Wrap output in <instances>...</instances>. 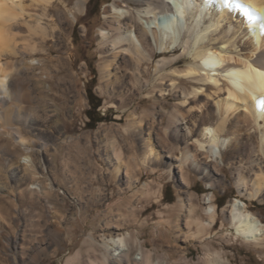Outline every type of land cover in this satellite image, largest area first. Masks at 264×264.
I'll return each instance as SVG.
<instances>
[{
  "label": "bare ground",
  "instance_id": "6f19581e",
  "mask_svg": "<svg viewBox=\"0 0 264 264\" xmlns=\"http://www.w3.org/2000/svg\"><path fill=\"white\" fill-rule=\"evenodd\" d=\"M55 1L29 0L26 5L24 0H0V134L15 138L25 149H32L36 142L26 140L20 131H29L34 123L5 106V101L15 99L28 108L29 94L16 82H9L12 75L2 59L18 53L14 43L18 35L11 34L10 23L28 12V7L41 8L45 16ZM87 2L74 0L69 17L60 14L58 18L76 22ZM102 20L96 33L102 93L116 98L117 107L123 110L138 96L160 105L139 116L132 112L123 128L139 145L140 165L155 171L152 165L157 163L170 173L177 165L189 167L214 188L223 179L204 164L214 157L230 169L240 197L264 201V0H112L104 7ZM35 24L30 28L33 34L44 30ZM29 63L36 64L33 60ZM169 100L173 103L166 109ZM20 117L14 128L13 121ZM148 117L152 121L148 122ZM109 144L106 159L112 174L118 176L123 166L121 152L114 140ZM20 159L23 167L18 172L26 179L35 178L31 158L27 155ZM13 164L8 161L7 170ZM184 187L189 189L190 185ZM30 189L40 203V188L33 185ZM191 202V196L187 201L178 198L179 210H186V220L184 227L175 225L176 237L183 242L196 238L202 242L216 220L215 197L212 191L205 197L206 222L193 218L197 210ZM47 207L51 213L52 206ZM250 208L247 202L235 198L223 213L235 236L264 250V224ZM120 230L119 225H109L99 239L90 234L85 240L87 248L70 256L65 264H168L155 258V253L130 233L121 234ZM70 233L55 226L48 230L53 243ZM23 242L19 233H0V246L5 243L12 253L11 264L37 263L45 248L28 254L27 259L19 258ZM135 252L137 258L133 257ZM205 260L208 264H224L215 256L211 260L207 255ZM202 261L198 259V263ZM169 264L197 263L183 251L180 259Z\"/></svg>",
  "mask_w": 264,
  "mask_h": 264
},
{
  "label": "rangeland",
  "instance_id": "374dc122",
  "mask_svg": "<svg viewBox=\"0 0 264 264\" xmlns=\"http://www.w3.org/2000/svg\"><path fill=\"white\" fill-rule=\"evenodd\" d=\"M28 1L24 0L26 5ZM111 1L88 0L76 22L58 18L60 14L69 17L74 0H56L45 16L41 8L28 7V12L10 23L14 31L11 34L18 35L14 43L20 55H6L2 62L10 69L9 82L24 87L31 104L27 108L25 103L14 99L6 100L5 106L32 119L34 127L20 132L26 140L36 144L32 149H25L15 138L0 134V216L4 220L0 233L21 235L24 242L18 251L19 258L27 259L44 247L45 252L35 264H65L70 256L87 248L85 240L90 234L99 239L102 230L109 225H119L121 234L130 233L164 263L180 259L185 251L186 257L197 264H208L207 255L211 260L215 256L224 264H264V250L235 236L223 213L232 200L241 198L264 224V201L240 197L226 164L214 157L204 162L215 176L223 179L211 188L192 168L177 165L170 173L154 163L155 171H152L137 161L139 145L123 131L127 117L132 112L139 116L142 111L158 109L160 105L138 96L123 110L117 107L116 98H109L100 89L96 33L103 21V9ZM36 22L44 30L33 34L30 28ZM30 47L36 50L31 51ZM31 60L36 64H30ZM88 95L94 103H99L90 115L94 119L106 117L105 121L88 125L86 111L91 108ZM172 103L169 100L164 108L169 109ZM22 118H15L12 126H18ZM147 121H152V117ZM113 140L123 162L118 176L112 174V166L106 159L111 146L109 141ZM27 155L36 169L33 179H26L18 172L23 167L20 158ZM8 161L14 162L9 170ZM184 184L190 185L189 189ZM33 185L40 188V203L30 189ZM211 191L217 206L213 227L202 242H198V238L188 242L177 239L175 225L184 227L186 220V210H179V196L186 201L191 196L197 210L193 218L206 222L205 197ZM47 203L52 206L51 213ZM54 226L71 232L70 236L61 235V239L53 243L48 230ZM7 248L5 243L0 246V264H11L12 253ZM136 253L134 258L138 257ZM198 259L203 261L198 263Z\"/></svg>",
  "mask_w": 264,
  "mask_h": 264
},
{
  "label": "trees",
  "instance_id": "16d2710c",
  "mask_svg": "<svg viewBox=\"0 0 264 264\" xmlns=\"http://www.w3.org/2000/svg\"><path fill=\"white\" fill-rule=\"evenodd\" d=\"M88 100H89V103L91 104V108L86 111V115L89 117V122H88V125H91V124H97L99 122H102V121H105L106 120V117H97V118H93L90 114L91 111H96L97 108L99 107V103H94L92 101V99H90V96L88 95ZM166 198V196L164 197ZM219 206H221L219 203H218Z\"/></svg>",
  "mask_w": 264,
  "mask_h": 264
}]
</instances>
